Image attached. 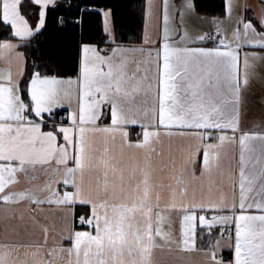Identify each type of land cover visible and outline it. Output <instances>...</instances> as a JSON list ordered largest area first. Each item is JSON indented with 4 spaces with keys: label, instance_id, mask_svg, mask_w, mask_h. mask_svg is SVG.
<instances>
[{
    "label": "snow or ice",
    "instance_id": "6c2138e0",
    "mask_svg": "<svg viewBox=\"0 0 264 264\" xmlns=\"http://www.w3.org/2000/svg\"><path fill=\"white\" fill-rule=\"evenodd\" d=\"M252 10L0 0V264H264V115L245 126L264 111V0Z\"/></svg>",
    "mask_w": 264,
    "mask_h": 264
},
{
    "label": "crops",
    "instance_id": "0c3cea01",
    "mask_svg": "<svg viewBox=\"0 0 264 264\" xmlns=\"http://www.w3.org/2000/svg\"><path fill=\"white\" fill-rule=\"evenodd\" d=\"M249 3L253 5V10L248 13V15H253L256 11L259 10V0H249ZM205 15V14H204ZM207 16H212V15H207ZM194 24L197 25V27L201 28L205 32H211L215 33V26L212 24H207V23H201L200 21H194ZM231 28V25H229V29ZM257 94L260 93L259 88H255L253 90ZM74 107V105H73ZM264 115V111L261 110L259 104H255L251 107V110L248 113V117L246 118L245 121V126L248 128H253L255 126L254 122H258L260 117ZM140 129L139 127L136 128H131L129 127L128 129L124 130V133L126 135H129L131 137H135L136 132H138ZM192 146L193 149L195 148V141H192ZM63 176L62 172H56L54 175H52L49 179L52 183V187H56V181L61 179ZM71 182V181H70ZM43 195V193H41ZM69 199H73L72 196L68 197ZM75 199H82L84 203L86 204L88 202V193L85 192L83 195H76L74 197ZM76 213L81 211V213H84L85 215L87 214V207L84 206L83 204L75 209ZM58 216L62 217V222L64 227L67 229H71L72 224H73V210L71 208L65 209L62 213H58ZM215 239V236L213 237ZM226 237L221 239V243H224L226 241ZM49 243H51V238H49ZM186 258H190V264H210V261L206 260V254L203 252H195V253H185L184 254ZM166 253H161L160 251L156 252V258L161 259L162 257H165ZM170 259V258H169Z\"/></svg>",
    "mask_w": 264,
    "mask_h": 264
},
{
    "label": "trees",
    "instance_id": "16d2710c",
    "mask_svg": "<svg viewBox=\"0 0 264 264\" xmlns=\"http://www.w3.org/2000/svg\"><path fill=\"white\" fill-rule=\"evenodd\" d=\"M59 2H63V0H59ZM76 0H73V3H75ZM205 4H210V3H219V0H204ZM213 12H214V9L212 8H206V11L205 13H202V14H205V15H213ZM123 15L125 17L128 16V12L125 10L123 12ZM86 27H87V24H86ZM46 39L49 41V43H44L42 45V47L44 48L45 51H57L59 50L58 49V46L62 43L61 39L58 37V36H53V35H49V34H46ZM54 41V42H52ZM78 213H81V211H79Z\"/></svg>",
    "mask_w": 264,
    "mask_h": 264
},
{
    "label": "built area",
    "instance_id": "2783aa9c",
    "mask_svg": "<svg viewBox=\"0 0 264 264\" xmlns=\"http://www.w3.org/2000/svg\"><path fill=\"white\" fill-rule=\"evenodd\" d=\"M213 35L215 34V33H212ZM81 219H83V217H81Z\"/></svg>",
    "mask_w": 264,
    "mask_h": 264
}]
</instances>
